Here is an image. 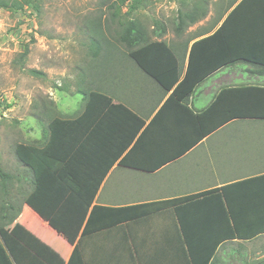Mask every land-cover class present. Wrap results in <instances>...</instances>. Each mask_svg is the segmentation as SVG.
Segmentation results:
<instances>
[{"label":"crops","instance_id":"1","mask_svg":"<svg viewBox=\"0 0 264 264\" xmlns=\"http://www.w3.org/2000/svg\"><path fill=\"white\" fill-rule=\"evenodd\" d=\"M190 4V0L184 1L183 11ZM206 4V15L200 16L181 35L167 34L166 29L157 39L149 33L150 39L153 36L151 40L165 41L173 53V57L160 60L158 70H166L172 75L176 72L181 80L188 68L191 45L219 28L223 30L218 41L198 45L197 65L211 66L208 71L212 72L196 84L186 100L169 98L175 86L165 91L128 58L126 50L119 52L120 58H125L113 71H105L97 80L93 79V71L88 72L82 90L90 88L108 97L112 105H121L142 120L143 126L129 146H125L128 135L120 134L123 128L120 123L110 121L116 120L112 117L118 114L115 111H109L110 118L100 115L95 122L81 123L79 126H85V132L78 129L69 135L56 134L53 141L50 139L48 125L52 119L72 121L84 111V96L80 89L51 91L48 88L47 97H39L43 101L32 106V113L24 118L22 137L16 136L13 153L17 144L51 148L45 154L43 172L39 173L47 195L62 202L81 204L90 201L85 218L86 223L92 211L87 223L88 234L78 240L84 264H191L174 206L109 228L105 227L110 225L113 213L100 209L218 192L203 198L214 199L215 205L210 201L204 208L179 206L185 232L192 236L190 242L194 249L200 238L211 233L218 235L217 230L224 222L221 214L227 209L226 201L232 208L234 204L237 206L238 196L258 194L249 192L247 185L234 184L264 174V141L256 143L257 150L262 147V154L254 163L246 164L244 154L234 155L230 144L218 139L229 135L230 139L237 137L234 130H224L232 124H250L264 119H233L215 128L214 124L222 119L220 110L203 119L201 124L194 116L206 109L221 89L264 87V0H236L224 7L218 0H212V9L208 0ZM152 28L147 29L150 32ZM221 53L222 58L230 57L232 62L213 70L219 65ZM121 119L124 121L123 117ZM94 128H101V131H94ZM231 145L236 143L231 141ZM62 155L68 159L78 158L80 162L75 169L64 166L59 162ZM13 162L16 167L13 174L8 173L6 201L10 205L9 215L17 219L9 225L7 232H13L22 248L31 236L37 237L66 263L73 247L26 206L24 200L34 188L33 172L20 163L15 154ZM62 187L65 192L59 193V190L63 191ZM22 190L24 197L20 204ZM203 199L196 201L197 204ZM22 215L37 220L51 237L36 228L25 232L22 225L26 219L23 221ZM15 254V259L21 257V251ZM211 264H264V234L250 240H222Z\"/></svg>","mask_w":264,"mask_h":264},{"label":"trees","instance_id":"2","mask_svg":"<svg viewBox=\"0 0 264 264\" xmlns=\"http://www.w3.org/2000/svg\"><path fill=\"white\" fill-rule=\"evenodd\" d=\"M235 1L236 0H229L230 4ZM10 2L11 0L7 3L5 1H0V7L10 9ZM190 2L191 4L188 6L189 8L184 11L178 10L176 17L171 21V27L176 36L181 35L185 28L196 23L200 16L204 17L206 15V0H190ZM28 3H31V0H12V4H16L21 8ZM149 3L150 1L148 0H111L110 3H108L106 8L110 12V19L116 21L119 27V31L116 32L114 40L126 50L128 58H130L142 72L151 77L165 91H168L175 86L169 98L184 101L193 93L196 84L212 72L208 71L211 66L197 65V56L195 53H197L198 45L222 38L223 30L219 28L212 35L197 40L191 45L188 68L182 79L179 80V74L176 72L172 75L167 73L166 70H158V67H161V65H159L160 60L165 57H173L171 48L165 41H156L149 38V33H151V35L160 39L166 31L165 23L159 20H154L153 28L149 32L147 27L134 16L138 10L145 9ZM35 7L37 10V6ZM123 9H125V12L121 13ZM121 15H123V17ZM91 30L93 35L89 39V49L92 47L96 48L95 51L90 50L92 57L95 58L100 52L106 53L111 42L101 32L98 20L92 25ZM26 53L27 49L24 50L23 55H26ZM108 56L110 57L109 50L107 51L105 58ZM218 62L219 65L213 70L230 64L232 59L230 57L225 58V56L222 58L221 53L219 54ZM168 77H170V80L167 79ZM80 91L84 96V111L79 117L72 121L52 119L50 125H48L50 139L53 141V138L55 140L56 134L59 135L65 133L69 135L74 131H78V129L85 132V126H79L81 123L89 124L95 122L100 115H103L104 118H110L109 111H112V113L115 111L118 114H115V117L112 114L111 115L116 120L110 121L120 123L123 127L120 129V134L124 133V136L128 135L127 140L125 141V146H129L140 128H142V120L137 118L123 106L112 105L108 97L90 90V88L83 90L80 89ZM218 110L223 114L221 121L216 120L217 122L214 124L215 128L218 125L220 126V124H224L233 119H264V87L240 86L221 89L213 98L211 104L202 112L195 115L194 119L201 124L203 119L212 116V114ZM122 117L124 121L121 119ZM88 118H91L92 120H83ZM94 131H101V128H94ZM116 131L119 132V130ZM49 149L51 148L47 146L41 149L39 147L37 148L24 144H17L14 148V154L18 161L28 166L32 170L34 176V188L32 192L27 195L24 203L41 220L46 221L48 226L54 230L56 234L62 237L67 244L73 247L71 256L68 261L64 263L57 253L34 236H31L26 242V246L22 248V245L16 240L13 232L10 234L7 232L9 225L12 224L17 217L10 216L8 213L10 205H8V202L6 201V182L9 179V175L0 169V184L2 188L0 191V221L2 222L0 223V264H84L79 250L78 240L80 241L82 237L88 234L87 223L92 217V211L86 219V223L85 218L88 214L90 201L81 202V204L68 201L62 202V200L58 199L52 200L50 196L47 195L46 190L42 188L39 173L43 172L45 154L49 152ZM63 156L64 155H62L61 158L62 161L59 162L63 163L64 166H73L75 169L80 162L78 158L71 157L68 159V156H66V158ZM123 163H125V161ZM234 185H247L246 187L249 192H258V194L257 196H255V194L254 196H238V202L236 203L237 206L234 204L232 208L229 207V202L227 203L226 201L227 212L225 211L223 215L221 214L222 210L219 212L225 224L224 222H221L222 226H219V229L217 230L218 235L211 233L208 236L200 238L197 247L194 245V247H196L194 249L193 244L190 242L192 236L190 235L189 237L185 232V225H183V218L181 217L182 210L179 206L186 205L188 208L185 209L204 208L205 205L210 204V201L215 205L216 202L214 199L206 200V197L209 195H215L218 192L203 193L182 199L161 201L145 205L117 209L103 208L100 210L113 213L110 225L105 227L109 228L128 220L132 221L148 216L163 208L174 206V211L178 218L177 221L181 229V235L187 245L190 263L211 264V259L215 254V250L222 240H250L260 234H264V174L240 181ZM62 190L63 191L59 190V193L65 192L63 187ZM95 191L96 187L93 189L92 194H94ZM260 194H262V196ZM58 195L59 194H57L56 198ZM200 199L203 200L197 204L196 201ZM233 208L236 210H233ZM253 214H259L260 216H253ZM82 226L83 230H81ZM17 251H21V257L15 259L17 257H15Z\"/></svg>","mask_w":264,"mask_h":264},{"label":"rangeland","instance_id":"3","mask_svg":"<svg viewBox=\"0 0 264 264\" xmlns=\"http://www.w3.org/2000/svg\"><path fill=\"white\" fill-rule=\"evenodd\" d=\"M110 1L31 0L21 8L12 4L11 0L10 9L0 7V169L6 174H13L16 167L13 145L17 135L22 137L24 118L32 113V106L43 101L39 97H47L48 88L51 91L71 87L81 89L85 87L90 70L93 71V79L97 80L105 71H113L125 58L119 56L124 48L114 40L119 27L116 21L110 19L106 8ZM148 1V6L138 10L134 16L149 29L153 27L154 20H159L165 23L167 34H174L171 21L178 10H183L182 2L188 0ZM218 2L224 7L229 0ZM211 3L212 0H208L210 9L213 8ZM124 12L125 9L121 13ZM97 20L101 32L111 42L107 49L110 57L105 58L106 51L94 58L91 51L96 48L89 49L92 25ZM25 49L27 53L23 55ZM224 130H234L237 137L230 139L229 135L218 141L230 144L234 155L244 154L246 164L254 163L262 154V147L257 150L256 143L264 141V138L260 139L264 137V121L250 124L238 122ZM231 141L236 145L232 146ZM8 184L7 180L6 186ZM23 194L22 190L20 201L17 200L20 204ZM22 216L23 221L26 219L22 225L25 232L36 228L51 237L37 220Z\"/></svg>","mask_w":264,"mask_h":264}]
</instances>
